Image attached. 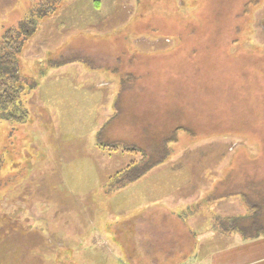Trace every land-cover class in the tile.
I'll use <instances>...</instances> for the list:
<instances>
[{
  "label": "rangeland",
  "instance_id": "obj_1",
  "mask_svg": "<svg viewBox=\"0 0 264 264\" xmlns=\"http://www.w3.org/2000/svg\"><path fill=\"white\" fill-rule=\"evenodd\" d=\"M41 3L0 0V43L37 23L18 55L28 121L0 113V264L163 263L175 225L171 251L142 256L136 222L152 210L148 246L175 188L237 195L226 213L251 216V200L264 223V0H60L47 15ZM174 134L163 162L114 189Z\"/></svg>",
  "mask_w": 264,
  "mask_h": 264
},
{
  "label": "crops",
  "instance_id": "obj_2",
  "mask_svg": "<svg viewBox=\"0 0 264 264\" xmlns=\"http://www.w3.org/2000/svg\"><path fill=\"white\" fill-rule=\"evenodd\" d=\"M166 192L165 199H162L163 202L159 201L157 211H154L156 216L153 218L155 222L152 226L155 227L151 229L147 225V230L145 228L142 235L144 240L148 234L149 245L141 246L139 231L144 227L141 224V218L148 214L147 211L152 210H143V214L139 215L140 220L136 222L137 228L134 240L138 246L137 250L142 256L146 251H152L151 245H153L155 251L159 250L161 253L171 251L174 246L170 247L168 242V244H165L168 240L166 239L167 235L164 236L162 233L165 232V224L170 226L174 224L175 228L172 230V234L176 237L175 240L178 243L176 249H173L175 251L174 256L171 254L173 257L168 258V254L164 253L163 260L166 256L168 260L158 263L160 260L157 259L158 256L155 258L156 262L148 260V264H264V237L244 242L239 231H227L221 223L218 224V222H221V217L225 220L227 217L245 216L242 208L234 213H226L224 210L226 205L237 201L235 200L237 197H233L237 195L228 198L225 195H211V192L208 191L207 197L203 193L199 196L200 200H196L192 197L189 198V196L180 197L178 188H175L174 192ZM131 217L129 216L128 219ZM162 227H164L163 230H161ZM140 232L142 234V231ZM157 234L160 238H154ZM228 238H232L233 242L228 243ZM164 244L166 246H163ZM121 251L126 257L125 248H122ZM204 253L207 254V258L203 260Z\"/></svg>",
  "mask_w": 264,
  "mask_h": 264
},
{
  "label": "trees",
  "instance_id": "obj_3",
  "mask_svg": "<svg viewBox=\"0 0 264 264\" xmlns=\"http://www.w3.org/2000/svg\"><path fill=\"white\" fill-rule=\"evenodd\" d=\"M60 0H42L40 8V14H50L57 7V3ZM37 23L36 20L32 17L30 19L24 20L21 23L19 29L8 30L4 38L0 43V113L4 114L8 121L13 122L14 124L20 125L28 121L29 110L23 102L25 97V86L23 84L22 76L20 74V66L18 62V55L22 50V46L27 38L36 31ZM28 90V89H27ZM31 90V88H29ZM176 134L172 136L171 139H166L164 142L163 153L158 160L152 161L151 164L145 165L143 168L138 170L134 175H121L127 174L128 171L133 165L131 164L129 168L121 170L117 175H114L112 178L118 179V184H114L116 187L114 189H120L124 187L127 183L136 180L144 173H146L154 165H157L163 162L169 156V149L167 143L176 142ZM99 145L101 147H110L111 149H117L118 146L112 145L108 146L106 143L100 141ZM126 151L135 153V148H127ZM130 176V177H129ZM242 197V195H239ZM243 196L246 197L245 194ZM228 197V196H226ZM250 205V208L254 211L251 216H240L232 217L231 219L225 220L220 219L222 227L227 231H239L240 237L244 242L256 240L261 237H264V223L261 219L260 211L261 208L253 203L251 200H247Z\"/></svg>",
  "mask_w": 264,
  "mask_h": 264
}]
</instances>
